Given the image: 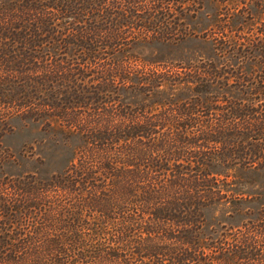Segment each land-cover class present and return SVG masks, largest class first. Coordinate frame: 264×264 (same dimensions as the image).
<instances>
[{"label":"trees","instance_id":"1","mask_svg":"<svg viewBox=\"0 0 264 264\" xmlns=\"http://www.w3.org/2000/svg\"><path fill=\"white\" fill-rule=\"evenodd\" d=\"M201 1L0 0V136L15 114L61 109L55 126L83 138L61 174L0 180V264H222L200 244L173 242L177 232L170 221L189 225L184 217L198 216L197 209L211 201L210 183L217 184L220 174L209 169L264 170V0H211L213 21L202 35L214 41L219 57L231 54L238 65L216 66L211 60L195 65V81L184 85L196 92L202 109L185 115L196 125L180 127V142L172 126L90 125L82 115L67 121V109L38 105L27 94L41 96L58 80L57 86L82 91L105 82L129 88L133 74L151 82L155 71L122 52L130 41L163 30L127 38L124 27L110 25L120 16L159 14L156 27L163 29L172 10L195 13ZM237 15V27L225 31ZM182 29L165 32L161 41L195 34ZM119 55L125 59L116 60ZM244 61L252 63L251 71L243 70ZM89 78L98 82L85 81ZM192 221L199 234L202 219ZM258 227L264 221L239 230L226 264H264Z\"/></svg>","mask_w":264,"mask_h":264},{"label":"rangeland","instance_id":"2","mask_svg":"<svg viewBox=\"0 0 264 264\" xmlns=\"http://www.w3.org/2000/svg\"><path fill=\"white\" fill-rule=\"evenodd\" d=\"M200 5L201 10L195 13L190 11L183 14L172 10L169 16L164 17L168 24L165 23L163 29L156 27L158 20L161 19L159 14H156L154 19L153 16L144 13L139 14V17L130 14L120 16L116 18V26L110 25L113 29L124 27V36L127 38L140 31L152 33L163 30L159 34L148 35L147 39L137 38L130 41L122 52V55L134 63L155 71L151 82L140 81V78L133 74L127 80L133 85L124 88L120 83L96 84L98 81L89 78L85 81H92L91 83L96 85L82 91L76 88L69 90L63 85L57 86L56 84L61 83L58 80L53 83V89H49L46 95L35 96L37 94L32 90L27 91V94L36 97L38 105L47 102L52 107L61 106L67 109L65 114L67 121H76L82 115L85 122L90 125L172 126L176 129L173 138L180 142V127L185 124L196 125L194 120L186 118L185 115L189 112L194 115L200 109L198 107H201L194 96L196 92L184 85L186 81H195L196 74L193 73L195 65L199 64V60H211L216 66L226 64L227 68L238 65L237 59L231 54H227L225 58L219 57L214 50V41L203 37L202 32L208 29L213 21L215 3L211 0H202ZM262 7L264 9V2ZM250 8L253 14L257 12L254 7ZM256 16L259 17V14ZM234 19L240 21L241 18L238 15L233 16L228 30L226 28L225 31L234 30V25L237 27ZM178 23L184 25L179 26ZM184 26L188 31H194V36L161 41V35L165 32L181 31ZM235 32L238 33L237 30L232 31L234 34ZM119 59L125 57L119 55L116 60ZM241 66L245 72L251 71L253 67L248 61H244ZM103 90L106 91L105 96V92H101ZM190 97L193 98L189 100ZM185 102H189L188 108ZM60 112L61 109L59 111L27 109L5 121V130L0 136V149L4 154V161L0 163V180L3 177L25 174L48 178L54 174H61L69 167L76 158L77 148L83 144V138L78 133L71 134L55 126L54 121ZM186 138L188 141H196L199 137ZM209 171L220 174L217 184L210 183L211 201L197 209L198 216L190 213L189 218L184 217L187 223H191L189 225L179 224L172 219L170 221L172 230L177 233L171 235L173 237L171 239L177 244L183 239L181 242L188 241L190 246L193 242L194 247L200 244L209 254L216 252L214 261L226 264V258L233 257L230 254L236 251L233 237L239 230L245 232L252 225L264 221V170L236 168L228 171L226 168L215 166ZM194 218L202 219L199 234L194 230L195 221L188 222V219ZM255 231L264 236V227H258ZM195 236L200 241L196 242ZM223 248L229 249V254L222 250Z\"/></svg>","mask_w":264,"mask_h":264}]
</instances>
